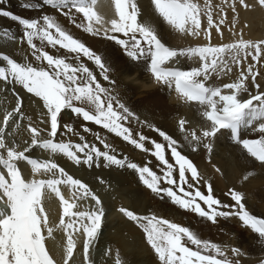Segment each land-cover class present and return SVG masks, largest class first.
<instances>
[{
    "label": "snow or ice",
    "instance_id": "snow-or-ice-1",
    "mask_svg": "<svg viewBox=\"0 0 264 264\" xmlns=\"http://www.w3.org/2000/svg\"><path fill=\"white\" fill-rule=\"evenodd\" d=\"M238 2L245 9L254 4L264 9V0ZM112 3L115 16L107 21L95 11L96 0L22 5L40 12L33 19L0 9V16L22 29L18 39L7 30L4 37L18 47L27 46V54L16 53L22 62L0 52V264H100L98 253L113 255L111 245L98 248L108 220L100 191L73 178L52 159L33 158L36 150L60 154L78 168L128 170L154 199L195 214L201 224H231L234 235L254 234V243L260 245V255L252 256L239 245L212 242L150 210L141 214L117 208L142 233L141 242L152 256L150 264H264V209L256 214L245 191L235 186L224 192L230 199H219L212 179L192 158L205 155L214 172L226 179L225 168L214 157L227 140L239 161L264 172V38L237 35L236 0ZM45 7L59 15L46 14ZM60 18L90 37H100L105 50H93ZM222 25H230L234 39L224 41ZM177 38L188 45L175 43ZM121 65L142 70L161 93L195 108L202 118L198 127L180 118L176 136L153 123L147 109L129 102L131 89L117 79ZM144 129L160 139L146 135ZM108 134L150 153L155 161L138 164L127 155L120 158ZM72 137L79 142L73 143ZM254 175L247 171L241 184ZM95 178L104 192L112 191L104 179ZM61 185L70 193L67 198ZM48 194L55 195L62 209L56 224L50 223L45 206ZM54 231L67 238L60 252L45 244L54 239ZM74 234L82 241L80 249ZM114 264L131 261L116 248Z\"/></svg>",
    "mask_w": 264,
    "mask_h": 264
},
{
    "label": "bare ground",
    "instance_id": "bare-ground-1",
    "mask_svg": "<svg viewBox=\"0 0 264 264\" xmlns=\"http://www.w3.org/2000/svg\"><path fill=\"white\" fill-rule=\"evenodd\" d=\"M249 1L251 3H254V0H249ZM141 2L143 4H148L150 3V0H141ZM202 2L203 0H201V3ZM229 2H231V0H229ZM236 2L238 6V12L237 14H235L236 15L235 31L237 32V35H243L244 38H251V39L264 38V9H261L258 5H255V4L251 9H245L239 5L238 0H236ZM41 3H42V0H5V1L0 0V9L7 10V11L11 10L13 14L17 13L27 18L30 17L29 19H33V18H37L40 15V12L36 11L34 8L31 10L26 9L22 7V5L24 4L38 5ZM213 3L220 4L221 0H213ZM19 5H20V8H24L25 11H22L21 9H19ZM9 7H12V9H9ZM43 11L49 15H57V16L59 15L58 13H55L53 10H50L46 7L43 9ZM95 11L105 21L115 16V8L112 3V0H96ZM226 19L230 20L231 14H229V16ZM60 21L64 24L66 28H68L70 32H72L74 36H77L81 38L82 40L86 41V43L90 45L93 50L97 51L98 53H101L105 50L106 43L100 37H90L87 33H83L80 29H76L74 25H68L67 22L63 20V18H60ZM202 24H203V21H202ZM228 27H230V25H222V28H228ZM4 30H7L11 35L15 36L18 39L22 36L21 26L10 18H7V17L4 18L0 16V52H4L6 54H12L14 58L17 59L18 62H22V57L17 55L16 53L22 52L21 49H24L23 48L24 46L18 47L16 43L7 40L3 35ZM231 39H234V37L231 36L230 32L224 34L225 42H228ZM174 42L177 44L184 45V46L188 45V42L184 40L183 38H177ZM107 44H111V42H107ZM47 50L49 51V54H54V50L52 49H47ZM60 54L61 55L65 54L63 49L60 50ZM29 59L31 60L30 57ZM87 64L90 67H92L91 62H87ZM118 71H121L120 75L119 76L117 75L118 81L122 85H126L128 88L131 89V92L129 94V102L140 110L147 109L148 112L151 114L152 122L160 126L162 130H166L178 136L179 135L178 121L180 118H185L191 121L192 124L195 126H196V123L198 124V122L202 121V118L200 117L199 113L197 112L195 108H190L188 106L180 105L175 100L174 95L170 99L166 92L161 93L159 89L156 88V86L153 85L152 83H146V85H143L140 89H144L145 91L140 93L139 90L135 89L132 86V84H128L126 82L127 79L134 77V76L136 77V80H140V81H145V78H150L142 70L129 69L121 65ZM262 71H264V69H262ZM261 83H264V81H261ZM90 126L94 130H98V127H96V125H90ZM80 131L82 134H84L82 132V129H80ZM100 131L103 132V130H100ZM142 131L153 139H157V140L160 139L157 137V134L150 132V130L144 129ZM84 135L88 137V140L95 142L94 138L91 137V139H89L90 137L89 134H84ZM108 135L113 145L116 143L117 146L118 145L126 146L125 142L122 141L119 137H114L112 134H108ZM146 147H149V145H146ZM123 148L125 147H122V149ZM125 149H129V151H132V152H136L137 150V149H133L131 145H127ZM35 154L45 155L47 153L36 150L32 154L33 157L35 156ZM58 156H61L62 159L64 158V160L62 161L60 160V161L62 162V167H64L65 170L69 174L79 175L78 172L80 168L79 170L76 169V166L72 165L70 161H67L66 157H63L60 154L52 155L53 158H56ZM192 158L194 159L195 163L199 166V169L202 172H204L205 175H207L208 177L212 179L215 194L219 199H221L222 201L226 199H230L224 196V192L227 191L228 187L235 186L236 188L242 189L243 191H245V193L249 197V207H251L255 213L259 214L260 211L264 209V172L260 171L258 168L246 166L245 164H243V162L239 161L234 156L231 149L229 148L227 140L223 142V146L218 151L217 155L214 157V162L217 164H220L222 167L225 168L227 172L226 179L220 177L219 174L214 172L213 168L208 163V160L205 155L193 154ZM132 161L138 164H144V163H148L149 161H155V158L153 157L152 159L151 156L150 158H145V156L143 157V155L141 156L139 155V153L138 154L136 153V156L135 158H133ZM85 169L88 170L87 172H89L91 175L94 172L96 174H100V177H102V179L106 178L107 180L108 177H110L111 179L118 178L116 169H115L116 173H115V170L112 171L111 169L101 168V169L89 170L86 167ZM125 171H128V170H125ZM247 171H253L256 173V175L249 177L248 181H244L243 184H241V179ZM29 173H30V168L26 169V175ZM102 173H103V176H102ZM79 176L84 177L83 175H79ZM92 177L90 179H92ZM132 177L133 176H131L130 178L132 179ZM93 179H95V177ZM126 179L123 180V182L125 181L127 183ZM130 182H134V183H138L139 185H142L139 183L138 179L135 176H134V179H132V181ZM91 185L92 184L90 183V186ZM133 185L135 186V184ZM60 189H61L62 194H64L66 198L70 195V193L67 192V189L65 188L64 185H61ZM96 189H99V187H96ZM136 189L138 190V188ZM139 193L138 191H135V190L133 191V193H129V194H127L125 191H122L121 193L115 192L111 196L115 198L114 199L115 201L113 200L116 203V206L114 204L115 209L121 206H124L130 209H135L138 213H141V214H149V210H150L152 214L163 216L164 218L171 219L174 222H178V219H181L180 217H174V215H181L184 217V219L186 217H191L189 214H186V213L184 214L183 210L178 209L174 205H170V203L165 204L162 201H158V200L156 201V199H154L151 195H149L148 198H146L148 199V202H146L145 201L146 199L143 200L144 194L141 195ZM146 196L147 195H145V197ZM110 200H107V201H110ZM108 204H111V203L108 202ZM45 206L48 212L50 213V223H54V224L59 223L58 217L60 214H62V209L60 208L59 200L55 197L54 194H48V196L45 199ZM110 207H112V205ZM113 209L114 207L111 210H109L112 214L113 212H115L113 211ZM114 217H116V220L115 221L111 220L113 223L110 221L112 224L110 226H107L105 230V235L100 241V243L98 244V248L100 249L107 248L109 245H111L113 247V255L111 257H101L100 256L98 258V255H100L98 253L97 259L98 261H100V264H114L116 248L120 249L122 258L131 261V264H146V262L150 264L152 256L150 252L144 248L141 242L142 233L138 229L134 228L133 226H130L129 222H127L126 219L123 216H121V214L119 215L115 214ZM180 222L182 221L179 220V223ZM182 225L184 226V223ZM198 227L201 230L200 232L201 235L204 238L210 239L212 242L219 243L220 241L224 239L223 242L225 243L228 238H231L230 236H233L235 240L238 239L241 241V243L246 244L244 245L243 249L248 251L250 255L252 256L260 255V245L256 243L253 245L254 240H250L246 242V239L248 237L246 238V235L244 233L238 236L234 235L235 229H234V226L231 224L221 222L219 225H215L214 226L215 231L218 230L217 232H215V234L213 233L214 230L212 232L211 230H208L211 233L208 232V234H204V233H207V231L204 229L206 228L209 229V226L207 224L200 223ZM210 235L212 237H210ZM53 237L54 239L49 238L45 240L46 247L52 248L54 252L62 251V246L66 244L67 238L64 236L63 232L61 231H58V233L57 231L54 232ZM78 237H79V234H74V238H76L77 249H80L82 241ZM58 245L61 247H57Z\"/></svg>",
    "mask_w": 264,
    "mask_h": 264
},
{
    "label": "rangeland",
    "instance_id": "rangeland-1",
    "mask_svg": "<svg viewBox=\"0 0 264 264\" xmlns=\"http://www.w3.org/2000/svg\"><path fill=\"white\" fill-rule=\"evenodd\" d=\"M5 1V0H4ZM246 3H251L249 0H246ZM9 9H12V7H9ZM19 9H21L22 11H25V9L24 8H20V5H19ZM11 11V10H10ZM12 12V11H11ZM15 15H18V16H21L22 18H26V19H29L30 17H24L23 15H20V14H15ZM1 17H4V16H1ZM4 18H6V17H4ZM229 31H228V28H224V34L225 33H228ZM24 49H21V51L22 52H24L25 54H27V46L26 45H24V47H23ZM31 58V57H30ZM120 72L121 71H118V76L120 75ZM126 82L128 83V84H132V86L135 88V89H137V90H139V92L140 93H142L143 91H145L144 89H140L143 85H146V83H152V81H151V78H145V81H140V80H136V77L134 76V77H131V78H129V79H127L126 80ZM136 90V91H137ZM144 95V94H143ZM142 95V96H143ZM85 123H87V122H85ZM198 124L196 123V126H197ZM96 127H98V126H96ZM86 136V135H85ZM72 139V142L73 143H75V142H79V138L78 137H72L71 138ZM86 139H88V137L86 136ZM89 139H91V136L89 137ZM115 145V146H114ZM113 146L114 147H116L117 148V151L119 150H121V151H123V152H121L120 151V154H121V156H120V158H123V156H125V155H127L128 157H129V159H131V160H133V158H135V156H136V153L138 154L139 153V155H143V157L145 156V158H150V153H141L139 150L137 151L136 150V152H132V151H129V149H125L126 147H127V145L126 146H123V145H118L117 146V144L115 143ZM125 147V148H123L122 149V147ZM100 147H102L101 145H100ZM132 147V146H131ZM125 149V150H124ZM40 152H43L42 150H39ZM118 151V152H119ZM45 153V152H44ZM40 155V156H39ZM35 154V156L33 157V158H35L36 156V158H38V159H40V160H47V159H52V160H54V161H56L58 164H60V166H62V160H64V158L62 159L61 158V156H58V157H56V158H53L52 156H50L49 157V154L47 153V154H45V155H43V154ZM47 155H48V157H47ZM45 156V157H44ZM47 157V158H46ZM152 157V156H151ZM57 159V160H56ZM152 159H153V157H152ZM61 160V161H60ZM75 166V165H74ZM76 169H78L79 170V168L76 166ZM112 171L113 170H115V169H111ZM88 170H86L85 168H80V170H79V172H78V174L79 175H83L84 177H80L79 175H76V174H73L72 176H73V178H79V179H81V180H84V182H86V183H88L89 184V186H90V183L92 184L90 187L91 188H93V190H97V191H100V194L105 198V202H106V205H107V208H108V220H107V226H110L113 222L111 221V220H116V217H114L115 216V214H117V215H119L120 213L119 212H117L116 211V209H115V206H116V203L114 202L115 200V198L114 197H111L112 196V194H114L115 192H118V193H121L122 191H125L127 194H129V193H133V191L135 190V191H138V193H139V191L142 189L143 191H145V192H143L142 190V192L140 191V193L139 194H141V195H143L144 194V196H143V200H145L146 198H148V196L149 195H151L150 194V191L148 190L147 191V189H145L144 188V186L143 185H139L138 183H134V182H130V181H132V179H134V175H132L130 172H128V171H125V170H122V171H120V170H117V176H118V178H110V177H108V179L106 180V178L104 179L106 182H107V184L109 185V186H111V188H112V191L111 192H104L103 191V187L104 186H102V185H100L99 184V181L95 178V179H93L94 177H97V175L100 177V174H96L95 172L94 173H92V175L89 173V172H87ZM115 173H116V170H115ZM119 173V174H118ZM94 174V175H93ZM71 175V174H70ZM126 175V176H125ZM129 175H131V176H133L132 177V179L130 178L131 176H129ZM92 177V179H90L91 177ZM102 176H103V173H102ZM122 177H124L125 179H126V181H127V183H129V184H127L125 181L123 182V180H125L124 178H122ZM84 178V179H83ZM100 178H102V177H100ZM120 180V181H118V180ZM88 182H87V181ZM128 180H130V181H128ZM92 181V182H91ZM98 182V183H97ZM96 186H95V185ZM133 184H135V186L133 185ZM94 185V186H93ZM131 185V186H130ZM138 185V186H137ZM96 187H99V189H96ZM134 187V188H133ZM136 188H138V190L136 189ZM145 189V190H144ZM115 190V191H114ZM129 191V192H128ZM132 191V192H131ZM145 195H147L146 197H145ZM106 196V197H105ZM107 197H109V198H107ZM107 198V199H106ZM150 198V197H149ZM111 199V200H110ZM107 200H110V201H107ZM114 200V201H113ZM112 201V202H111ZM146 202H148V199H146L145 200ZM144 201V202H145ZM157 201V200H156ZM108 202H110L111 204H108ZM113 203V204H112ZM114 204H115V206H114ZM112 205V207H110ZM118 205V204H117ZM119 206V205H118ZM114 207V209H113V211H115V212H113V214L109 211V210H111L112 208ZM115 213V214H114ZM183 213H184V211H183ZM182 213V214H183ZM185 214V213H184ZM257 214V213H256ZM112 215V216H111ZM157 215V214H156ZM191 217H186L185 219H184V217L183 216H181V215H174V217H180L181 219H178V223H179V220L180 221H182V222H180V223H184V226H189V227H191L193 230H196V231H199V232H201V230H200V228L198 227V225L200 224L199 223V218H197L196 216H195V214H189ZM121 216H122V214H121ZM159 216V215H158ZM112 217V218H111ZM192 218H194V219H192ZM192 221H191V220ZM184 220V221H183ZM186 220V221H185ZM190 220V221H189ZM112 223H111V222ZM190 222V223H189ZM115 223V222H114ZM185 223H187V224H185ZM207 225L209 226V229H204V230H206L207 231V233H204V234H208V230H211V232L213 231V233L215 234V232H217L218 230H216L215 231V227L214 226H212L211 224H210V222L209 223H207ZM210 228H212V229H210ZM214 228V229H213ZM54 232H56V231H54ZM53 232V233H54ZM211 232H209V233H211ZM57 233H58V231H57ZM203 233V232H202ZM213 233H212V235H213ZM245 235H246V242H248V241H250V240H254V239H252V238H254V234H250V233H247V232H245L244 233ZM251 235V236H250ZM210 237H212L211 235H210ZM231 238H228L227 239V241L225 242V243H229V244H231V245H233V246H236V245H239L242 249L244 248V245H246L245 243H241V241L240 240H235V238H233V236H230ZM250 237V238H249ZM233 238V239H232ZM230 239V240H229ZM224 241V239L222 240V241H220L219 243H224L223 242ZM233 242V243H232ZM254 242V241H253ZM255 243H253V245H254ZM100 257V255H98V258ZM246 264H251L250 262H246Z\"/></svg>",
    "mask_w": 264,
    "mask_h": 264
}]
</instances>
